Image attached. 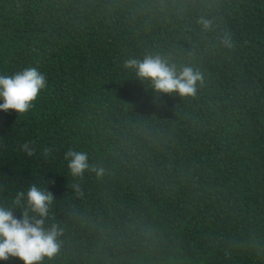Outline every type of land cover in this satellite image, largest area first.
I'll use <instances>...</instances> for the list:
<instances>
[{
  "label": "trees",
  "instance_id": "obj_1",
  "mask_svg": "<svg viewBox=\"0 0 264 264\" xmlns=\"http://www.w3.org/2000/svg\"><path fill=\"white\" fill-rule=\"evenodd\" d=\"M149 55L200 71L196 94L124 67ZM29 67L48 83L0 111V206L53 194L41 264H264V0H0V75ZM69 149L104 175L74 178Z\"/></svg>",
  "mask_w": 264,
  "mask_h": 264
},
{
  "label": "clouds",
  "instance_id": "obj_2",
  "mask_svg": "<svg viewBox=\"0 0 264 264\" xmlns=\"http://www.w3.org/2000/svg\"><path fill=\"white\" fill-rule=\"evenodd\" d=\"M199 22L206 30L212 25L211 20L204 18ZM223 43L226 47H232L230 37H226ZM124 67L134 69L140 79L149 80L158 93L194 96L197 82L203 83L200 71L186 66L177 72L174 65L169 66L160 56L149 55L142 60L130 58L125 60ZM47 83L45 75L36 67L26 68L11 76L0 75V111L13 110L19 115L27 114ZM21 151L31 157L35 149L25 142L21 145ZM50 151L44 149V156L47 157ZM65 160L74 178L83 179L86 171L95 172L98 178L104 175L102 167L90 166L87 153L69 149L65 153ZM75 188L77 192L80 191L78 185ZM25 195L28 208L22 212L21 219L13 215V209L0 206V260L17 257L24 264H41L44 258L51 259L60 252L58 238L62 234L61 229L55 224L47 229L44 227L54 196L50 191L31 185L26 194H17L15 204L19 205ZM28 209L36 215L30 216Z\"/></svg>",
  "mask_w": 264,
  "mask_h": 264
}]
</instances>
